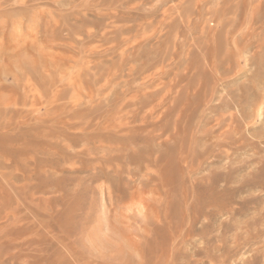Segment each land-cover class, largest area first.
<instances>
[{
	"label": "rangeland",
	"instance_id": "rangeland-1",
	"mask_svg": "<svg viewBox=\"0 0 264 264\" xmlns=\"http://www.w3.org/2000/svg\"><path fill=\"white\" fill-rule=\"evenodd\" d=\"M0 132V264H264V0H0Z\"/></svg>",
	"mask_w": 264,
	"mask_h": 264
},
{
	"label": "bare ground",
	"instance_id": "bare-ground-1",
	"mask_svg": "<svg viewBox=\"0 0 264 264\" xmlns=\"http://www.w3.org/2000/svg\"><path fill=\"white\" fill-rule=\"evenodd\" d=\"M8 1H9V0H8ZM32 85H33V84H32ZM39 85H40V84H39ZM27 86H28V85H27ZM27 86H26V87H27ZM28 89H30V88H28ZM30 91H31V90H30ZM26 92H27V91H26ZM41 94H42V93H41ZM48 96H49V95H48ZM23 109H24V108H23ZM13 110H14V109H13ZM3 114H4V112H3ZM7 122H8V121H7ZM7 122H6V123H7ZM19 123H20V122H19ZM0 133H1V132H0ZM3 135H4V134H3Z\"/></svg>",
	"mask_w": 264,
	"mask_h": 264
}]
</instances>
